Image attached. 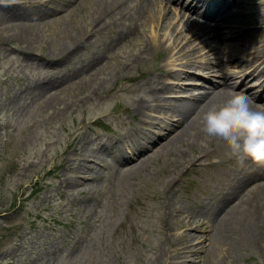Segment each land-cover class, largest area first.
Here are the masks:
<instances>
[{
	"label": "rangeland",
	"instance_id": "obj_1",
	"mask_svg": "<svg viewBox=\"0 0 264 264\" xmlns=\"http://www.w3.org/2000/svg\"><path fill=\"white\" fill-rule=\"evenodd\" d=\"M18 1L15 6L10 0L1 5L20 7L33 2ZM44 1H37L22 19L35 29L30 44L16 37H9L8 41L0 30V264H264V211L257 212L260 222L251 240L239 237L235 230L208 226L205 230L210 231L199 254L189 252L193 241L179 237L181 228L174 224L176 210L166 215L167 205H174L184 214L190 210L196 220H212V208L218 206L213 207V203L220 199L217 193L222 183L218 181L225 168L235 162L226 155V145L214 138L206 137L197 146L176 143L168 153L151 154L146 167L124 176H117L113 161L108 165L104 155L103 161L98 159L99 174L92 185L66 187L60 183L69 173L67 156L69 161L81 158L85 147H96L97 143L84 144L83 137L89 141L98 138L111 146L117 138L138 129L149 134L153 128L143 129L139 124L138 112L133 109L135 100L150 101L149 90L156 92L152 69L161 71L166 53L172 51H163L161 45L143 56L136 54L139 51L135 49L116 53L122 46L116 43L110 51H99L113 41L119 27L114 24L105 28L90 20L80 34L84 38H88V33H97V24L102 27L100 30H108L97 35L100 39L96 44H83L77 51H67L71 46L66 51H51L62 46L58 31L44 26L45 21L56 16L53 5ZM238 1L220 18L218 15L219 20L214 16L210 22H206L210 16L199 18L205 25L213 26L212 30H217L222 20L224 26L236 25L239 20L242 34L233 41L245 45L246 51L241 55L246 57L258 45L257 35L264 34V19L259 20L256 29L254 18L264 14V0ZM75 2L70 0L71 7ZM247 6L252 12H260L253 15L249 24H243L248 16ZM7 10L0 7V15L7 14ZM82 13L83 10L77 11L78 19ZM138 28L144 38L150 35V27ZM252 37L256 39L250 42ZM94 38L93 35L89 39ZM21 44L28 45L29 50H16ZM60 52H64V58L45 73L46 67L36 59ZM105 61L110 64L103 68ZM38 78L43 79V87L29 88ZM196 92L193 89L179 94ZM153 110L159 115L160 110ZM162 141L160 133L153 146ZM101 147L106 150L104 145ZM213 161L219 163L205 166ZM30 162L34 164L30 166ZM87 164L93 162L89 159ZM255 182L252 179L241 186L249 189ZM244 189L239 188L241 192ZM178 255L183 257L177 258Z\"/></svg>",
	"mask_w": 264,
	"mask_h": 264
},
{
	"label": "bare ground",
	"instance_id": "obj_2",
	"mask_svg": "<svg viewBox=\"0 0 264 264\" xmlns=\"http://www.w3.org/2000/svg\"><path fill=\"white\" fill-rule=\"evenodd\" d=\"M32 1L29 5H19L20 7H6L0 3L1 8H8L7 14L3 13L0 15V30L6 35L7 39L9 37L11 39L16 37L21 39L22 43L27 41V44H30V40L35 38L33 24H26L22 21L31 12L33 5L39 3L37 1L41 0ZM188 1L192 2V8L190 6L185 7L183 4ZM201 1L204 2L206 0H76L72 7L70 0H45L43 2L53 5V10L56 11V16L45 21L44 26L52 28L53 31H58V42L62 46V49L51 51H66L69 46L71 48L67 51H77L83 44H94L95 41L100 39L97 38L99 33H106L108 31L104 29L100 30L101 26L111 28L112 25L117 24L119 27L118 34L113 37V41L107 42L99 51H110L113 47L112 44L116 43L117 45L122 44V46L116 49V53L135 49L134 51H139L136 54L143 56L148 51H153L156 46L162 45L163 51H174V54L177 55V57L171 55L168 59H177L179 61V63L172 66L167 65V63L164 64L159 68L161 71L155 72L156 69H152L154 71L153 76L155 77L153 90L157 93L149 90L150 101L144 98L135 100L133 109L138 112L139 124L143 129L153 128L149 131V134H144L140 129L129 132L120 142H114L108 151L106 142L102 143L98 138L89 141L87 137H83L82 142L84 144L97 143V145L96 147L92 145L91 148L85 147L84 152L81 153V158L74 157L69 161L67 156L66 163H68V166L66 168L69 173H66L64 178L60 180L61 184H65L66 187H76L78 185L86 187L87 185H92L99 174L100 166L98 159L99 161H103L104 155L111 160L108 161V165L113 161L118 170L117 176H124L142 166L146 167L151 154L159 151L168 153L176 143H183L187 146L191 143L199 145L200 141L208 137L200 131L201 121L197 115L202 110H206V106H209L211 103L221 102L229 91H241L252 100L261 97V92L258 93V96L256 94L252 95L250 90H246L247 86L245 84L252 79L256 81L254 89L260 90V88H264V34L257 35L258 45L255 50L248 51L245 54L246 57L242 56L241 53L246 51L245 45L233 41V38H240L242 34L240 21L238 20V24L236 25H228L226 23L227 25L224 26L225 21L222 20L218 27L215 28L217 30H212L213 26L205 25V22H202L199 18L208 9L205 6L202 11L198 10ZM55 2H58V5H55ZM227 2L229 5L234 4L235 6L239 3L238 0H227ZM69 4L70 8L67 9ZM64 8L67 10L61 13ZM87 9L88 11L90 10L89 13L85 11ZM246 9L248 16L242 21L243 24H249L253 20V15H257L260 12V9L252 12L248 6ZM78 10H83L82 15L79 16L80 19H78L77 15ZM225 11L226 9L220 10L219 13L216 12L214 15L215 19L219 20L217 16L219 15L220 18L221 14ZM59 13L61 14L58 15ZM93 14L95 15L92 18ZM254 18L257 23L255 27L258 29L259 20L264 19V14ZM89 20L98 21L101 26L97 24L99 28L96 30L97 33H88L89 29H87L88 38L86 39L83 34H80L83 31L84 25H86L85 23ZM158 20L160 24L156 23ZM210 21L208 19L206 22ZM87 26L89 25H86L85 28H88ZM139 26L143 30H145V27H150V35L144 38V34L138 28ZM228 27H232V30L226 31ZM93 35L95 38L90 40L89 38L93 37ZM207 35L208 37H206ZM256 37H252L250 42L254 41ZM213 38L217 40L215 41ZM247 39L248 36L244 38L245 41ZM207 47L209 48L207 49ZM250 48L251 46H249ZM16 50L27 52L29 46L21 44ZM47 56L49 57L40 56L36 59L40 65L46 67L45 73H49L51 70L49 68L54 67L55 63L63 59L65 54L64 52H60ZM111 58L116 60L117 57L112 56ZM108 64L110 62H107L103 68H106ZM253 64L254 66H252ZM248 65L249 71L245 72V68ZM183 66L192 68L194 73L197 71L205 73L209 78L185 73L181 70ZM173 68L175 69L174 72L171 71ZM189 75L198 78L190 79V81L185 83L182 78ZM42 80L40 78L35 79L32 86L28 85V87H43L41 84ZM193 89L197 90V92L186 96H182L181 94H177L176 96L169 95ZM51 97H49L48 102L52 100ZM253 107L264 111L263 102L261 104L253 102ZM155 108L160 110L158 112L159 115L152 113L156 112L153 110ZM161 115L164 117H161ZM172 119H175V122H172ZM160 133H162L164 141L153 146L158 143L155 140ZM78 135L79 133H77ZM120 143L121 146H118ZM101 144L106 147V150L101 147ZM115 145L117 146L116 149L110 150ZM100 148L103 149V152L100 151ZM146 152H149L146 156L139 157ZM100 153L102 154L99 157ZM89 159L93 162V165L87 164ZM193 161H197L196 156L193 158ZM33 164L32 162L29 163L30 166ZM119 165L121 166L120 169L118 168ZM237 174L238 169L234 167L230 170L228 178L235 176L234 179L238 180L247 175L248 178L240 180L231 193L232 197L229 195L212 210L211 215L213 218L209 222L196 220L189 213L183 215L174 205H167L169 211L166 215L176 210L174 214H177V217L174 224L176 228H181L179 237L194 242L191 244L190 254H193L192 252L194 254L202 252L204 247L202 243L207 240V235L210 231L209 229L207 233V230H205L208 226H222L223 231H238L239 237L242 236L246 240H251V238L256 236L257 224L259 225L260 222L257 212L261 213V211H264V170L255 176L246 170ZM81 179L88 180L83 182ZM252 179H257L258 181L249 189L245 188L241 192L239 188L242 183ZM239 193L241 194L239 195ZM235 197L238 201L236 203H234ZM203 203L207 205V203ZM225 206H227V209L224 211ZM149 229L151 228H146V230ZM178 245L179 243L176 242L175 250H178ZM181 257L183 256H177V258ZM173 258H175V255Z\"/></svg>",
	"mask_w": 264,
	"mask_h": 264
},
{
	"label": "clouds",
	"instance_id": "obj_3",
	"mask_svg": "<svg viewBox=\"0 0 264 264\" xmlns=\"http://www.w3.org/2000/svg\"><path fill=\"white\" fill-rule=\"evenodd\" d=\"M197 115L200 131L226 145L228 158L241 167L248 161L264 166V111L255 109L248 95L229 91L221 102L211 103Z\"/></svg>",
	"mask_w": 264,
	"mask_h": 264
}]
</instances>
